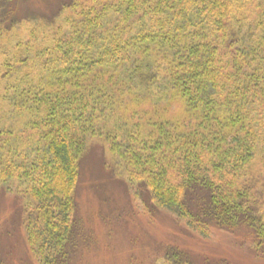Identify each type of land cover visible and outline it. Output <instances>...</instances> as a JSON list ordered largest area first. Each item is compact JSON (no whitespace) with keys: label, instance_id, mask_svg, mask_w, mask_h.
Segmentation results:
<instances>
[{"label":"trees","instance_id":"1","mask_svg":"<svg viewBox=\"0 0 264 264\" xmlns=\"http://www.w3.org/2000/svg\"><path fill=\"white\" fill-rule=\"evenodd\" d=\"M17 2L0 43L41 30L0 62V190L40 264L70 263L89 157L201 237L245 232L264 264V0Z\"/></svg>","mask_w":264,"mask_h":264},{"label":"rangeland","instance_id":"2","mask_svg":"<svg viewBox=\"0 0 264 264\" xmlns=\"http://www.w3.org/2000/svg\"><path fill=\"white\" fill-rule=\"evenodd\" d=\"M61 1L18 0L15 9L21 16L49 14ZM40 30L33 19L18 23L1 40L0 62L5 46L16 41L27 44L31 33ZM13 198L0 190V264H40L36 253L25 245V230L19 226ZM76 218L68 264H259L245 232L232 235L211 228L206 238L201 237L144 195L139 197L133 186L125 189L110 181L94 157L87 158L80 170Z\"/></svg>","mask_w":264,"mask_h":264}]
</instances>
